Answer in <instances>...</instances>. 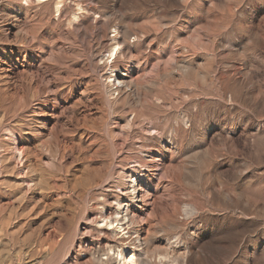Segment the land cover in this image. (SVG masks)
<instances>
[{"label": "rangeland", "instance_id": "rangeland-1", "mask_svg": "<svg viewBox=\"0 0 264 264\" xmlns=\"http://www.w3.org/2000/svg\"><path fill=\"white\" fill-rule=\"evenodd\" d=\"M112 25L134 54L115 85ZM134 166L143 201L122 194ZM117 197L143 206L124 232L95 221ZM125 245L264 264V0H0V264Z\"/></svg>", "mask_w": 264, "mask_h": 264}, {"label": "bare ground", "instance_id": "bare-ground-1", "mask_svg": "<svg viewBox=\"0 0 264 264\" xmlns=\"http://www.w3.org/2000/svg\"><path fill=\"white\" fill-rule=\"evenodd\" d=\"M77 18H78V15L75 14L73 20H76ZM109 22L107 21L106 24H108ZM112 26L114 27V25H112ZM106 27H108V26H106ZM106 29H108V28H106ZM124 30H126V29H124ZM115 31H117V34H115V36L112 38L113 41L109 45L108 50H107L108 51L107 59H111L112 63L105 62V65H104V67H108V69L111 71V74H110L109 77H110V80L111 81H114V85L115 84H123L124 82H126L125 79L119 77L121 74L118 73L119 71H117V69L120 68V65H119L120 58H122V57H124V58H130L132 55H134L131 52L132 51L131 50V45L132 44H130V42H129L130 35L132 34V33H130V28H129V30L122 31V35H120L121 38L118 37V34L119 33L121 34V31H119V28L116 27ZM96 33H97L96 34V37L97 38L106 36L105 35L106 32H105V28L104 27H101V29L98 30ZM135 34L136 33H134V35ZM99 42H101V39H100V41L98 39V43ZM91 43H93V42H91ZM119 45H121V47H122L120 50H119ZM134 57H136V56H134ZM133 168H134V174H131L130 175V179H129V183L132 184V185L131 186H128V187H125V188H121L122 194L126 195V197L128 199H130V200H132V199L135 200L136 199L138 201H143V196H145L144 194L147 193V187H148L147 183L145 185H143V182H146L147 177L141 176V175L140 176H137V174H140V172H139V170H137V168L135 166ZM131 189L134 191L133 193L131 192ZM115 199H116V204H117V209L115 210V212H112L110 214H103L102 213L103 211L105 212V210L107 208L106 205L109 203V201L107 199L103 203H100V204H103L102 205L103 206L102 208L99 207V208H101V211L102 212H99L98 213V215L100 214L99 215L100 218L98 219V217H96V220L95 221L97 223L101 224V225H104L105 224V225H107L109 227L112 226L114 228V231L115 232H121L123 230L124 231L127 230V227H125V224H126V226L129 227V226H132V225H134L136 223V220L138 218L137 217V212H139L140 210H143V206L141 204H136L135 202H132L129 205V203L128 202H124L121 199V197H117ZM108 206H109V204H108ZM127 232L128 233L130 232V228H128V231ZM129 236L130 235H128V237ZM136 239H138L139 242H140V239L139 238H136ZM137 247H140V246H137ZM107 250L108 251L106 252V255H107V257L109 256V259H110L111 252H109V249H107ZM137 250H140V249H137ZM137 250H135V249H132L131 250V249H129V247H127L125 245L123 247H119V249H114V254L116 255L115 257H116V260H117V262L119 264H149V261L147 259L146 260L143 259L141 257V254L138 253Z\"/></svg>", "mask_w": 264, "mask_h": 264}]
</instances>
